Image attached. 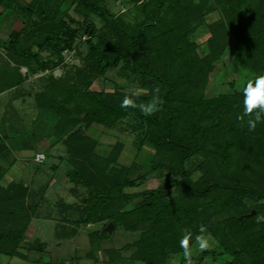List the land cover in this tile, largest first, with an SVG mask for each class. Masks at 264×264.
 <instances>
[{
	"label": "trees",
	"instance_id": "1",
	"mask_svg": "<svg viewBox=\"0 0 264 264\" xmlns=\"http://www.w3.org/2000/svg\"><path fill=\"white\" fill-rule=\"evenodd\" d=\"M126 2L130 6L125 11L113 14L104 0L26 4L0 0V16L19 14L25 19L19 30L0 40V49L15 66L12 82L9 74H0L10 78L0 93L22 83L20 66L29 75L57 67L62 53L73 49L75 38L80 33L87 37L79 65L60 79H49L33 94L35 129L49 124L43 136L64 147L70 194L78 198L76 203L61 204L50 237L57 244L67 242L85 225L99 224L84 233V256L92 264L116 229L136 235L122 247L134 248L129 261L166 264L176 256L182 264V230L190 228L195 234L203 224L219 241L220 250L200 253L199 262L225 256L224 264H264V223L256 222L257 215H264V123L249 132L237 119L243 110L245 82L238 90L230 86V93L205 95L209 75L228 50L233 65L247 72L249 79L264 74V0ZM127 11L131 19L126 18ZM212 12L218 19L207 24L209 36L199 53L191 36ZM113 69L145 91L140 100L150 99L151 90L159 86L163 110L148 117L137 112L126 120V110L120 108L126 94L89 90L94 80ZM92 125L132 133L137 147L146 144L153 149L149 167L118 164L120 142L106 156L98 155L95 140L84 134ZM26 137L36 143L41 134L30 130ZM2 139L0 161H6L9 148ZM194 156L201 159L197 164L201 175L191 181L184 164ZM150 175L155 187L125 191L142 186ZM26 200L25 186H0V256L40 264L47 244L25 236L31 218L38 215V205ZM250 210L255 215L247 217ZM107 223L114 227L110 234L102 232ZM70 252L66 258L44 262L75 264L78 251ZM102 252L110 255L107 264L118 261L119 253Z\"/></svg>",
	"mask_w": 264,
	"mask_h": 264
},
{
	"label": "rangeland",
	"instance_id": "2",
	"mask_svg": "<svg viewBox=\"0 0 264 264\" xmlns=\"http://www.w3.org/2000/svg\"><path fill=\"white\" fill-rule=\"evenodd\" d=\"M18 2L20 4H26L29 0H18ZM104 4L113 14L121 13L130 6L126 0H104ZM68 13L71 17L79 20V17L70 10ZM126 18H132V15L128 11ZM216 19H218L217 12L206 15L204 18L205 24L200 26L193 36H191L197 44L199 53L203 52L204 42L209 36L206 31V26ZM24 21L25 19L19 14L0 16V40H5L10 31L19 30L23 26ZM97 25L99 24L97 23ZM98 28L100 29V25ZM86 38L85 34L80 33L75 38L73 49L62 53L63 61L57 67L46 68L45 70L36 71L29 75L26 73V68L20 66L18 69L19 72L21 75H25L22 83L17 87L0 93V137L3 138L2 140L5 141V144L9 148L6 161H0L2 168L0 186L5 188L10 184H21L27 190V203L38 205L36 211L38 215L31 218V223L25 236L29 240L36 237L47 244L45 252L41 254L42 259L46 262L49 259L57 257L66 258L72 249H76L78 253L75 255L77 256L75 264H92L84 256L85 249H87L84 233L88 230L99 228L100 226L99 224L85 225L81 228L80 235L67 242L58 244L57 241H53L50 237L53 228L48 222L54 223L58 220V214L62 211V203H76V199L78 198L70 194L73 187L68 181L70 166L65 159L64 147L54 141L53 137L43 136L47 132L48 127H50L49 124L43 127L41 126L38 129H35V124H33V121L37 118L33 94L45 87L49 79H60L67 74L66 72L71 71L72 67L79 65V57L86 52V46L84 44ZM232 61V51L228 50L209 75L205 90L206 96L221 92L230 93V86L238 90L249 79V74L235 67ZM14 69L13 62L0 49V74L2 72L9 74L12 82L15 75L11 74H13ZM8 81H10V78L6 80L0 76V87L8 84ZM89 90H102L103 92H112L115 90L124 94H128L132 90H136L139 93L145 92L138 88L137 83L118 76L117 69L107 71L101 79L94 80L89 86ZM120 129L119 127L109 129L92 125L84 129V134L95 140V152L98 155L106 156L112 145L120 142L123 148L117 159L118 164L128 166L131 162H136L137 164H141L142 169H147L151 162L153 149L146 144L137 147V141L134 135ZM30 130L34 134L38 132L41 134V137L36 143H31L26 140V133ZM38 153L43 155V159L40 162L34 160L35 155ZM200 161L201 159L199 157L194 156L187 159L184 164L185 172L191 181L197 180L201 175V172L197 168V164ZM149 177L151 178L147 179L142 186L140 185L125 191L135 192L137 190L140 191L155 187L157 185L156 180L152 178V175ZM252 211L254 210H250L246 216L249 217L248 215ZM253 215H255V211ZM104 227L102 228V232H104ZM135 238L136 235L133 233L116 229L112 236L102 243L101 249L105 251L113 250V252L119 253L118 261L115 264H143L129 261V256L133 253L134 248H122L127 243L130 244ZM101 249H98L96 253L95 258H97V262L95 264H107V260L109 259L110 255H104ZM211 250L220 249L219 247H214ZM19 251L25 253L23 247H20ZM199 255L200 253L197 254V264H224L223 260L226 259L225 256H222L214 262L207 259L199 262ZM173 259H178V257L172 256L166 264H172ZM181 260L183 262V259ZM44 261L40 264H46ZM0 264L30 263L16 258L6 259L0 256Z\"/></svg>",
	"mask_w": 264,
	"mask_h": 264
},
{
	"label": "clouds",
	"instance_id": "3",
	"mask_svg": "<svg viewBox=\"0 0 264 264\" xmlns=\"http://www.w3.org/2000/svg\"><path fill=\"white\" fill-rule=\"evenodd\" d=\"M243 110L237 119L246 125L249 132H254L259 124L264 123V74L248 79L242 89ZM140 93L136 90L124 95L120 108L126 110L125 119H132L139 112L143 116H153L163 110L164 101L159 86L151 90L150 99L140 100ZM256 222L264 223V215H257ZM179 241L184 264H197V254L207 252L214 247H219V241L208 232L207 226L199 225L194 234L190 228L182 230ZM172 264H180L178 259H173Z\"/></svg>",
	"mask_w": 264,
	"mask_h": 264
},
{
	"label": "water",
	"instance_id": "4",
	"mask_svg": "<svg viewBox=\"0 0 264 264\" xmlns=\"http://www.w3.org/2000/svg\"><path fill=\"white\" fill-rule=\"evenodd\" d=\"M254 214V211H252L248 216H251ZM113 225L111 223H107L106 226L104 227L103 231L107 234H110L111 231L113 230Z\"/></svg>",
	"mask_w": 264,
	"mask_h": 264
},
{
	"label": "built area",
	"instance_id": "5",
	"mask_svg": "<svg viewBox=\"0 0 264 264\" xmlns=\"http://www.w3.org/2000/svg\"><path fill=\"white\" fill-rule=\"evenodd\" d=\"M43 159V155L41 153H38L35 155L34 160L36 162H40Z\"/></svg>",
	"mask_w": 264,
	"mask_h": 264
},
{
	"label": "crops",
	"instance_id": "6",
	"mask_svg": "<svg viewBox=\"0 0 264 264\" xmlns=\"http://www.w3.org/2000/svg\"><path fill=\"white\" fill-rule=\"evenodd\" d=\"M49 223H50L51 227L53 228L55 224L53 222H48V224Z\"/></svg>",
	"mask_w": 264,
	"mask_h": 264
}]
</instances>
